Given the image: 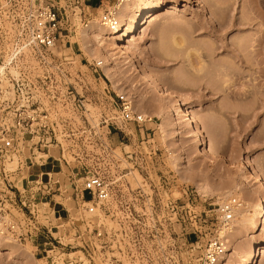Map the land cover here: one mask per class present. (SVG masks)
I'll return each instance as SVG.
<instances>
[{"label": "rangeland", "instance_id": "rangeland-1", "mask_svg": "<svg viewBox=\"0 0 264 264\" xmlns=\"http://www.w3.org/2000/svg\"><path fill=\"white\" fill-rule=\"evenodd\" d=\"M43 1L62 16L61 58L46 67L26 48L16 61L38 79L44 93H56L45 98L56 134L28 172L29 181L54 182V187L37 200L43 232L23 241L1 239L0 264H48L52 247L60 251V263L68 256L83 257L80 246L65 244L77 230L92 240L98 225L86 227L78 219L76 227H69L66 208L76 210L73 188L89 174H100L113 186L107 203L111 212L99 220L102 240L110 241L113 254L122 253L124 264H192L215 234L219 205L232 197L240 205L233 231H226L227 252L217 264H244L253 244L264 237V190L238 168L242 161L264 176V0H176L178 9L145 19L126 44L97 38L111 32L101 18L116 0ZM6 4L0 0V72L7 65L14 70L11 54L20 42ZM238 19L244 23L230 25ZM231 39L239 48L250 44L242 50L251 53L248 66L223 48L221 41L229 49ZM59 64L67 76L60 74ZM231 67L242 76L232 74L225 81ZM141 68L192 108L219 159L203 152L177 108L165 102ZM49 75L51 82L45 78ZM253 88L263 96L250 95L247 90ZM121 93L146 121L121 120ZM35 185L30 182L28 191ZM255 264H264V249Z\"/></svg>", "mask_w": 264, "mask_h": 264}, {"label": "built area", "instance_id": "built-area-1", "mask_svg": "<svg viewBox=\"0 0 264 264\" xmlns=\"http://www.w3.org/2000/svg\"><path fill=\"white\" fill-rule=\"evenodd\" d=\"M130 0H116L128 2ZM115 4V6H116ZM5 13L18 24L20 42L12 51L14 70L6 66L0 72V240L14 239L27 240L34 233L41 234L44 224H41L38 206L40 193L50 192L54 182L33 179L28 180L31 165L36 161V155L49 149L55 136L54 120L50 108L45 104L47 93L55 97L56 93L43 92L39 81L33 78L24 65L18 64L16 59L24 51L31 50L44 66H50L55 58L60 59L59 41L62 37V16L60 10L43 0H7ZM104 26L110 31L120 25L118 14L112 10H105L101 18ZM60 74L67 76L68 72L58 65ZM57 66V67H58ZM50 82L49 76H45ZM50 96V95H49ZM122 103L120 118L125 123H142L146 117L134 111L132 102L126 94L117 96ZM151 120V118H148ZM30 154V156H29ZM42 158V156L40 157ZM36 163V162H35ZM26 173V174H24ZM27 181L19 185L15 178ZM27 178V179H26ZM36 185L28 191V184ZM47 184H51L49 187ZM48 187V188H47ZM36 188V190H35ZM42 189V192L38 191ZM47 189V190H46ZM58 191V190H57ZM114 193L113 186L100 174H89L80 184L73 188L72 197L75 202V211L66 208V223L69 227H76V221L81 219L86 227L98 225L92 240L85 238L78 230L73 234L72 240L65 244L70 248L80 246L81 255L63 258L52 247V254H47L48 264H97L100 259L103 264H124L122 253L113 254L108 246L109 240H102L104 227L99 218L108 212L107 203ZM61 194V193H60ZM239 204L237 197H232L219 205L217 209L218 225L215 234L210 237L199 255L195 256L192 264H217L227 252V238L222 232L230 230L234 221L235 208ZM28 212V213H27ZM23 214V216H19ZM78 213V216L77 215ZM47 225V224H46ZM50 225H47L48 227ZM53 235V234H51ZM106 237L109 233H106ZM105 236V235H104ZM62 244L61 239L53 236ZM122 242V240H120Z\"/></svg>", "mask_w": 264, "mask_h": 264}, {"label": "bare ground", "instance_id": "bare-ground-1", "mask_svg": "<svg viewBox=\"0 0 264 264\" xmlns=\"http://www.w3.org/2000/svg\"><path fill=\"white\" fill-rule=\"evenodd\" d=\"M142 4H145V5L142 8H139V6H141ZM222 4L220 6H218V7H221ZM225 5H226V3H225ZM225 5L222 6V10L227 9ZM172 9L173 10L178 9V2L176 0H169V1H165V0H130L128 2H120V3H117L116 6H114L112 8V10H114L118 14V17H119V20H120V25L115 30H112L110 33H108L106 35H101V34L99 35L98 34V37L97 38L99 40H101V39L102 40L103 39H105V40L107 39L108 40V39H111V38H117L119 43L126 44V42L132 36H136V34H138V32L140 31V27L144 23L145 19L154 17L158 13L169 12ZM211 12L212 11L210 10V13ZM238 23L239 24H242L244 22L243 21H239V19H238V21L234 20L233 22H231L230 25L231 26L232 25L235 26V24H238ZM219 24L222 25V23H219ZM93 26L95 27V25H93ZM91 28H93V27L91 26ZM88 33L89 32L87 30L84 31L83 32L84 37H87L88 36ZM91 33H92V31H91ZM222 40H223V37H222ZM221 43H222L223 48L225 49V51H227V53L229 54V56H231L232 58H234L235 61H237V62L239 61L242 64L244 63L247 66L251 63L250 62L251 61L250 60L251 58L249 57L251 53L249 55L248 54L245 55V54L242 53V50L243 49L248 50L247 48H245V46H247V43L248 42L245 43L246 45L244 44L245 46L242 45L239 48L238 46L235 45L236 43H234V41L231 39L230 40V43H229L231 45V46H229L231 49L230 48L227 49L228 48L227 47V44H225L224 42L221 41ZM239 46H240V44H239ZM249 46H250V44H249ZM249 46H247V47H249ZM251 46H252V44H251ZM127 58L128 59H131L132 57H130V55L128 54L127 55ZM10 60H11V57H9V61ZM130 61H132V59ZM3 67L4 66L0 64V70L1 71L3 70ZM138 68H140V67L138 66ZM232 70H233V71H231L232 73L230 72L231 74H228L227 73L225 75V77L228 76L227 79L226 78L224 79L225 81L228 80V79H230V78H233L235 75L236 76L237 75L238 76L240 75V77L242 76L241 75L242 72H240V74H239V70H237L238 73H237V71L234 70V68H232ZM138 71H139V69H138ZM141 71H142V68H141ZM141 71H139V72H141ZM142 72L144 74L141 73V75H143V77L145 79H147L155 88H157L158 90H160L162 92V98L165 100V102H167L168 104H170L171 107L173 106V107H176L177 108V110L179 111L181 117L188 123L189 127L192 129L193 137H195V139H197L199 141V144L202 147L203 152H205V154L208 157L212 158V159H219L220 157L216 154V152L213 150V148L209 145L208 140L204 137L203 130H202V125H201L200 121L193 114L192 108L184 105L179 100L173 98L172 93L170 92V90L168 88L162 86L158 81H156L155 79H153L149 74L145 73L144 71H142ZM262 73H263L262 75L264 77V68H262ZM245 91L246 90H244V92ZM247 91L249 92L250 95H252V94L255 95L256 94L255 96H260V97L263 96L262 91L259 92L260 90H256L255 91V89H254L252 91H250V90H247ZM244 92H242V94ZM236 94H237V92H236ZM258 94H261V95H258ZM253 98H255V97H253ZM163 125L164 124L162 123V126ZM238 168L242 172L243 171L248 172L249 178H251L252 180H254V182L260 183L261 186H262V188H263V190H264V176L261 174V172L256 167L252 166L251 167V170H249L242 161H239L238 162ZM243 214L244 213H242L241 211H237L236 212V215L242 216ZM261 220H262V224H263V228H264V203L261 206ZM228 231H231L232 232L233 229L232 230H228ZM226 234H227L226 231L225 232H222V236L225 237ZM228 235H227V237H229ZM251 249L252 250L250 251V253H248V256L245 259L244 264H255L258 261L260 255H261V253H262V251L264 249V237H262L260 240H258L257 242H255L253 244V246H252Z\"/></svg>", "mask_w": 264, "mask_h": 264}]
</instances>
